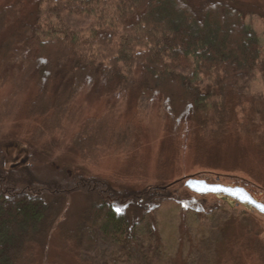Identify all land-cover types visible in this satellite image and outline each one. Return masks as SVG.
<instances>
[{
  "label": "trees",
  "instance_id": "obj_1",
  "mask_svg": "<svg viewBox=\"0 0 264 264\" xmlns=\"http://www.w3.org/2000/svg\"><path fill=\"white\" fill-rule=\"evenodd\" d=\"M41 1L32 19L17 17L19 0L0 6V87L15 75L12 63L23 59L18 88L3 103L32 87L23 106L26 119L39 120L31 139L78 120L71 146L82 161L95 164L106 151L139 160L145 126L141 119L120 121L111 103L129 94L156 101L163 141L186 136L196 161L217 162L218 147L232 135L246 137L264 157V137L242 109L252 82L259 78L264 84V44L238 6L225 0ZM67 13L91 19L84 34L67 23ZM84 87L107 99L103 114L78 118L76 99ZM19 143L0 141V264H52L47 250L54 232L57 249L75 264H133L142 260L137 226L145 213L167 202L194 208L193 197L227 198L196 194L181 180L148 184L142 175V188L117 187L51 163L50 153L34 142ZM162 169L160 156V181ZM195 177L255 190L243 178L202 172ZM76 192L89 202L78 221L66 226L67 201ZM245 209L234 208L242 222L256 213ZM234 232L233 243L241 244L231 253L232 264L264 258L262 248L249 250L242 231ZM100 246H110L114 257H99Z\"/></svg>",
  "mask_w": 264,
  "mask_h": 264
},
{
  "label": "rangeland",
  "instance_id": "obj_2",
  "mask_svg": "<svg viewBox=\"0 0 264 264\" xmlns=\"http://www.w3.org/2000/svg\"><path fill=\"white\" fill-rule=\"evenodd\" d=\"M14 1L17 0H0V6ZM19 1L17 15L19 18L32 19L43 7L41 0ZM225 1L241 9L244 21L257 31L264 44V0ZM66 21L81 33L86 32L91 23L90 18L69 13L66 15ZM22 64L23 59L12 63L15 75L8 84L0 87V141L7 142L12 147L19 142H34V148L51 154H48L49 158L48 155L46 156L51 163L85 175L103 178L117 187H144L146 182L138 181L137 179L141 178H137L139 175L144 176V179L147 178L148 184L168 183L172 180H181L184 184L186 179L196 178L195 176L201 172L214 177L243 178L254 185L255 190H252L251 195L264 204V157L246 137L232 135L226 138L218 147L217 162L202 158L196 161V151L190 146V140L186 136L179 133V136H170L168 140L163 141L166 135L162 131L160 119L157 118V102L147 98L131 99L129 94H119L121 98L116 95L111 99L113 111L120 121L127 119L140 121L141 119L145 126V139L137 149L139 160L131 155L126 156L120 151H106L95 164L82 161L71 146V138L78 129V120L65 122L62 131L49 137L39 141L31 139V131L39 120L26 119L23 106L34 92L29 91L32 87L30 86L20 94L16 93V96L11 97L13 99L11 103L6 106L3 103L11 94L13 86L18 88L17 81L22 71ZM106 100L84 87L76 99V106L82 109L78 118L103 114ZM242 109L243 114L247 113L258 125L262 139L264 137V84L259 78L252 82L247 91ZM160 156L164 175L161 181L157 179ZM139 165L140 168H138ZM224 184L235 186L233 183ZM173 190L176 191L177 186L173 187ZM216 197L222 196L216 195ZM191 201L195 204L194 208L185 207V203L178 205L167 202L150 213H145L137 226L139 245L136 252L140 254L143 261L133 264H232L231 253L235 252L241 244L239 240L237 244L233 243L232 234L235 230L242 231V242L247 244L249 250L255 247L262 248L264 257V215L261 213L257 215V211L250 212L248 220L242 222V218H239L241 215L238 217L234 208L245 207L247 211L254 210L247 205L236 203L231 198L217 200L208 198L205 201L193 197ZM67 202V212L63 223L66 226H73L89 199L76 192L71 194ZM91 225L92 229L97 228L94 224ZM53 238L47 250L48 260L52 264H75L74 260L57 249L58 239L55 232L52 235ZM97 254L105 260H110L115 252L110 246H100ZM251 264H264V258L252 259Z\"/></svg>",
  "mask_w": 264,
  "mask_h": 264
},
{
  "label": "water",
  "instance_id": "obj_3",
  "mask_svg": "<svg viewBox=\"0 0 264 264\" xmlns=\"http://www.w3.org/2000/svg\"><path fill=\"white\" fill-rule=\"evenodd\" d=\"M184 185L196 194H215L231 198L237 203L247 205L264 215V204L257 201L244 187L230 186L222 183L207 182L202 178L190 177L185 180Z\"/></svg>",
  "mask_w": 264,
  "mask_h": 264
},
{
  "label": "snow or ice",
  "instance_id": "obj_4",
  "mask_svg": "<svg viewBox=\"0 0 264 264\" xmlns=\"http://www.w3.org/2000/svg\"><path fill=\"white\" fill-rule=\"evenodd\" d=\"M262 210H264V209H262Z\"/></svg>",
  "mask_w": 264,
  "mask_h": 264
}]
</instances>
